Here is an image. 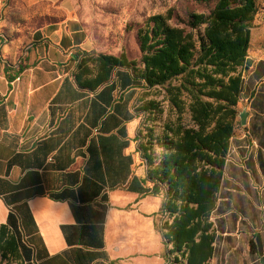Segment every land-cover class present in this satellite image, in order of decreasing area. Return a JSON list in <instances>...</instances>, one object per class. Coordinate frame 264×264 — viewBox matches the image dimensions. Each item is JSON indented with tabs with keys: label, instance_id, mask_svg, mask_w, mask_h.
<instances>
[{
	"label": "crops",
	"instance_id": "crops-1",
	"mask_svg": "<svg viewBox=\"0 0 264 264\" xmlns=\"http://www.w3.org/2000/svg\"><path fill=\"white\" fill-rule=\"evenodd\" d=\"M10 1L0 0V226L17 218L31 250L23 264H167L164 193L140 150L144 89L123 69L83 87L88 39L77 23L32 29L17 19L11 30ZM254 147L261 183L264 143ZM225 190L224 176L214 213ZM261 197L251 200L259 210ZM257 218L264 224V211ZM252 242L251 264H264V236Z\"/></svg>",
	"mask_w": 264,
	"mask_h": 264
},
{
	"label": "trees",
	"instance_id": "trees-1",
	"mask_svg": "<svg viewBox=\"0 0 264 264\" xmlns=\"http://www.w3.org/2000/svg\"><path fill=\"white\" fill-rule=\"evenodd\" d=\"M188 1L205 4L210 10L187 15L183 26L171 23L172 11L151 15L138 31L139 60L124 52L120 56L87 55L79 62L78 80L94 90L123 69L145 91L165 89L176 119L165 123L161 135L154 137L152 132L147 143L142 142L141 132L139 137L149 166L148 179L164 193L159 228L165 245L172 246L166 260L211 264L220 237L212 216L235 135L244 86L242 71L249 65L251 28L258 6L257 0ZM60 21L49 17L45 24ZM156 108L155 101H148L139 110ZM154 143L163 150L157 163ZM254 250L252 242L251 252ZM30 259L19 222L10 215L0 226V264H23Z\"/></svg>",
	"mask_w": 264,
	"mask_h": 264
},
{
	"label": "rangeland",
	"instance_id": "rangeland-1",
	"mask_svg": "<svg viewBox=\"0 0 264 264\" xmlns=\"http://www.w3.org/2000/svg\"><path fill=\"white\" fill-rule=\"evenodd\" d=\"M257 6L251 28L249 65L242 71L243 93L237 106L236 130L225 172V187L229 190L223 192L225 200L221 201V207L212 216L220 237L211 264H251L255 255L251 252L250 240H259L264 236V224L260 223L262 218H257V223L251 219L252 212L264 211V205L260 206L263 210L255 207L259 205L257 199L262 198L264 179L259 183L256 178L258 165L254 159L257 154L255 143H259V139L264 143V0H257ZM209 10L210 7L205 4L188 0H11L5 19L12 21L11 30H14L17 19H23L25 25L32 29L45 24L49 17L61 19L60 22L69 27H73L75 22L88 39L85 57L101 53L120 56L124 52L130 59L139 60L138 31L148 17L172 11L171 23L183 26L187 15ZM70 21L73 22L70 24ZM3 25L6 24L3 22ZM89 65L93 67V64ZM141 96V105L155 101L157 107L152 111H143L141 115L142 142L147 143L151 133L154 137L161 135L165 123L175 120L176 114L166 100L164 88L143 90ZM242 113L246 114L245 125L241 123ZM184 121L189 122L187 113ZM252 129H255L254 134ZM162 153L163 150L154 143L156 163ZM171 248V245L168 246V249Z\"/></svg>",
	"mask_w": 264,
	"mask_h": 264
},
{
	"label": "water",
	"instance_id": "water-1",
	"mask_svg": "<svg viewBox=\"0 0 264 264\" xmlns=\"http://www.w3.org/2000/svg\"><path fill=\"white\" fill-rule=\"evenodd\" d=\"M240 117H241V123H242V125H245L246 124V114L245 113H242L240 115Z\"/></svg>",
	"mask_w": 264,
	"mask_h": 264
}]
</instances>
